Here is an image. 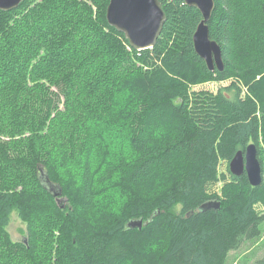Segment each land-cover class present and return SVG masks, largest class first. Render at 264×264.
<instances>
[{
    "label": "trees",
    "instance_id": "trees-1",
    "mask_svg": "<svg viewBox=\"0 0 264 264\" xmlns=\"http://www.w3.org/2000/svg\"><path fill=\"white\" fill-rule=\"evenodd\" d=\"M213 1L221 72L179 0H159L166 22L143 51L109 26L110 0L0 11V264H227L261 239L264 177L252 187L229 163L252 144L264 175V0ZM207 83L226 85L195 90Z\"/></svg>",
    "mask_w": 264,
    "mask_h": 264
},
{
    "label": "water",
    "instance_id": "water-1",
    "mask_svg": "<svg viewBox=\"0 0 264 264\" xmlns=\"http://www.w3.org/2000/svg\"><path fill=\"white\" fill-rule=\"evenodd\" d=\"M24 0H0V11L9 12L19 7ZM186 6L195 8L201 14L202 20L193 35V47L196 55L205 63L208 71L223 70V60L219 45L210 39L208 22L214 10L213 0H179ZM106 19L112 28L123 34L131 49L143 51L151 49L163 30L166 15L159 0H110L106 10ZM231 175L240 177L246 175L252 187H258L263 182L261 164L257 158L254 145H249L244 153L238 152L229 163ZM54 197L56 192L49 181L45 180ZM59 203V200H58ZM219 202H208L199 208L200 212L218 210ZM142 221L132 222L131 228L142 227Z\"/></svg>",
    "mask_w": 264,
    "mask_h": 264
},
{
    "label": "rangeland",
    "instance_id": "rangeland-1",
    "mask_svg": "<svg viewBox=\"0 0 264 264\" xmlns=\"http://www.w3.org/2000/svg\"><path fill=\"white\" fill-rule=\"evenodd\" d=\"M226 84L221 83H207L195 88V90H207L216 92L221 86ZM227 164L221 165V171H226ZM264 177V175H263ZM220 186V185H219ZM220 187L216 188L215 192H219ZM262 212V209H258ZM7 231L14 242H22L27 237V230L25 224L19 219L16 212L11 214L10 224ZM264 257V235L257 243L244 242L237 250L229 253L227 264H252L254 261Z\"/></svg>",
    "mask_w": 264,
    "mask_h": 264
}]
</instances>
